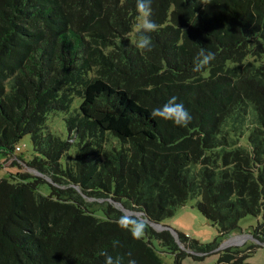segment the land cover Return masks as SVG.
Here are the masks:
<instances>
[{
  "label": "trees",
  "instance_id": "1",
  "mask_svg": "<svg viewBox=\"0 0 264 264\" xmlns=\"http://www.w3.org/2000/svg\"><path fill=\"white\" fill-rule=\"evenodd\" d=\"M138 18L136 0H0V153L27 134L36 151L0 178V264H105L102 252L164 264L159 245L182 264L249 215L262 216L254 240L216 264H251L264 243V0H152L159 31L143 54ZM201 48L215 59L193 71ZM173 96L186 127L151 116ZM55 111L66 138L47 129ZM191 199L213 242L149 223Z\"/></svg>",
  "mask_w": 264,
  "mask_h": 264
},
{
  "label": "rangeland",
  "instance_id": "2",
  "mask_svg": "<svg viewBox=\"0 0 264 264\" xmlns=\"http://www.w3.org/2000/svg\"><path fill=\"white\" fill-rule=\"evenodd\" d=\"M138 25V24H137ZM137 28V26H136ZM81 101L80 97H76L73 107L77 106ZM65 112L55 111L49 114L47 119V129L64 138L68 136V130L64 120ZM22 149L16 151L12 155L0 153V178L10 177L18 171L28 169L26 164H13V159L20 157L28 163L36 154L33 143L29 134L25 135L18 144ZM44 193H49L48 184L42 187ZM262 221V216L249 215L240 220L239 225L241 231L231 234L228 238L222 239L218 248H214L204 254V256L196 257L194 252L187 251L186 256L182 259V264H216L219 259L218 249H222L231 245H240L246 242H252L254 237L251 235ZM162 225L168 226L171 229L183 232L190 237H193L203 243L213 242L218 234V227L196 207V199H191L186 205L180 207L172 216L161 222ZM155 227V226H154ZM157 229V227H155ZM159 230V229H157ZM256 241V240H255ZM257 242V241H256ZM256 251L246 258L247 263L264 264V243L259 242ZM158 246V245H157ZM159 254L164 264H175V255L158 246ZM197 255H202L197 253Z\"/></svg>",
  "mask_w": 264,
  "mask_h": 264
},
{
  "label": "clouds",
  "instance_id": "3",
  "mask_svg": "<svg viewBox=\"0 0 264 264\" xmlns=\"http://www.w3.org/2000/svg\"><path fill=\"white\" fill-rule=\"evenodd\" d=\"M207 2V0H204ZM136 7L139 13L138 25L136 28L137 40L134 41L135 47L143 54L145 51L151 52L154 48L150 33L159 31L158 24L152 19V0H136ZM215 59V54L208 51L205 52L204 48H201L195 58L193 71H201L212 60ZM177 97H171L162 107L154 108L151 111L153 118H161L164 120L172 121L176 126L186 127L192 120L190 112L184 107L183 103L177 102ZM120 226L123 228H129V223L126 218H122ZM146 225L144 223H136L130 228L133 237L139 239L142 237ZM114 246L118 244L117 241L113 242ZM105 255V264H122V258H113L107 253L102 252ZM130 255V254H129ZM128 264H136L134 259H130Z\"/></svg>",
  "mask_w": 264,
  "mask_h": 264
},
{
  "label": "water",
  "instance_id": "4",
  "mask_svg": "<svg viewBox=\"0 0 264 264\" xmlns=\"http://www.w3.org/2000/svg\"><path fill=\"white\" fill-rule=\"evenodd\" d=\"M35 172H36V171H35ZM121 208H122V207H121ZM122 209H123L127 214H131V213H132V211H129V210L125 209L124 207H123ZM128 212H129V213H128ZM149 223H151V225L157 227V229H159V230H162V229L168 228V226L162 225L161 223L150 222V221H149ZM172 230H173V229H172Z\"/></svg>",
  "mask_w": 264,
  "mask_h": 264
},
{
  "label": "built area",
  "instance_id": "5",
  "mask_svg": "<svg viewBox=\"0 0 264 264\" xmlns=\"http://www.w3.org/2000/svg\"><path fill=\"white\" fill-rule=\"evenodd\" d=\"M20 148H21L20 146H17V148H16V149H17V150H20Z\"/></svg>",
  "mask_w": 264,
  "mask_h": 264
},
{
  "label": "bare ground",
  "instance_id": "6",
  "mask_svg": "<svg viewBox=\"0 0 264 264\" xmlns=\"http://www.w3.org/2000/svg\"><path fill=\"white\" fill-rule=\"evenodd\" d=\"M129 213V212H128Z\"/></svg>",
  "mask_w": 264,
  "mask_h": 264
}]
</instances>
